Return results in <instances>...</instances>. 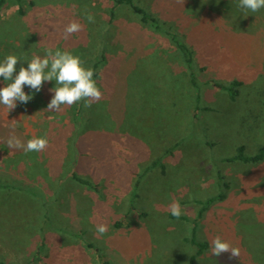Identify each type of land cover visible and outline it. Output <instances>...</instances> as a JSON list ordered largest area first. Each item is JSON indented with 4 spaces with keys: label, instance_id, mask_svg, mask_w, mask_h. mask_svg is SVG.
<instances>
[{
    "label": "rangeland",
    "instance_id": "rangeland-1",
    "mask_svg": "<svg viewBox=\"0 0 264 264\" xmlns=\"http://www.w3.org/2000/svg\"><path fill=\"white\" fill-rule=\"evenodd\" d=\"M136 1L161 21L158 28L129 7L110 15L111 0L26 1L25 14L7 2L0 10V62L17 56L14 75L48 48L79 56L85 67L106 53L97 81L103 96L84 107L79 132L71 129L72 106L47 109L55 80L39 92L25 86L32 99L10 112L0 105V260L7 264H98L95 249L77 235L92 242L105 264H190L194 220L197 240L209 244L197 264H264V160L222 159L240 144L247 153L264 147V8L252 13L239 0ZM73 21L82 30L65 39ZM165 32L189 47L200 82L240 80L237 99L201 82L195 103L181 53ZM7 83L0 77V88ZM75 133L77 152L68 146ZM13 135L25 144L46 137L48 147L10 149ZM155 157L165 171L142 175ZM73 160L100 191L72 177ZM219 173L230 183L225 197L205 202L199 216L204 200L219 192ZM130 200L148 214L144 219ZM174 200L189 219L167 215ZM119 220L125 223L117 227ZM98 224L107 225L105 234L96 232ZM216 237L238 247L239 258L212 255Z\"/></svg>",
    "mask_w": 264,
    "mask_h": 264
},
{
    "label": "clouds",
    "instance_id": "clouds-1",
    "mask_svg": "<svg viewBox=\"0 0 264 264\" xmlns=\"http://www.w3.org/2000/svg\"><path fill=\"white\" fill-rule=\"evenodd\" d=\"M239 7L252 13L264 8V0H239ZM89 22H94V16L87 15ZM82 25L76 21L69 23L65 29L64 38L82 30ZM19 58L15 55H8L3 62H0V77L8 81L5 87L0 88V105L5 106L9 112L17 107V102L27 104L31 99L24 87L39 92L45 81H56V87L50 91L54 96L48 104V110H59L62 105L71 106L77 102H84L85 107H91L92 103L99 101L103 92L93 79L95 70L84 66L79 56L69 51H53L47 49L45 57L34 56L27 64L21 66L18 74L16 66ZM10 149H23L27 152H41L47 149L48 140L46 137H34L27 143H23L16 136H10L7 140ZM171 215L177 219L182 215V209L178 201H173L169 207ZM107 225L98 224L96 232L103 235L107 232ZM230 252L232 257L239 258L240 249L232 247L230 242L216 237L212 241V255L219 256L222 253Z\"/></svg>",
    "mask_w": 264,
    "mask_h": 264
},
{
    "label": "trees",
    "instance_id": "trees-1",
    "mask_svg": "<svg viewBox=\"0 0 264 264\" xmlns=\"http://www.w3.org/2000/svg\"><path fill=\"white\" fill-rule=\"evenodd\" d=\"M26 1H28L30 4L34 3L33 0H0V10L4 6L5 3L13 2V3H16L18 5L19 13L25 14V11H26L25 10V8H26L25 2ZM111 1H112V6H111L110 15H112V16H114L115 10L118 7L125 6V7H129L131 10H133L139 16L140 20L145 24H151L152 26H155L157 28H158V26H160L162 24L161 21H159L157 18H155L154 16H152L150 14L151 11L149 9H146L145 6L141 5L136 0H111ZM165 33L169 36L170 39L173 40V42L176 44V47L178 48L179 52L181 53V57H182L183 62L185 63V66H186L185 72L188 73L187 76L189 77L190 84L195 89V95L192 97V100L195 103L199 102V99H200V91H201V86H202L201 82H203V85L206 83H209L212 85V87L218 88L219 90L227 91L229 94V97H231L232 100L237 99V97L240 94L239 87L242 85V82L240 80H233L229 83H222V82H218V81H214V80H211V81L205 80V81L200 82L199 79L197 78V71H196V67H195L196 62L193 58V53L191 52L189 47H187L185 44H183L180 35L175 34V33H169V32H165ZM105 65H106V53L103 50L102 53L100 54V58L97 61H95L92 66L87 67V68H92L95 70V75H94L93 79H95L96 81H99L98 79L102 75L103 67ZM173 73H174V77L178 80H181V82L183 83V86H184L182 76L180 74H176V72L174 71V68H173ZM177 75H180V76H177ZM71 106L73 109V111L70 113L71 118L73 119L71 129L75 127L76 132H79L78 131L79 129H77L76 124L77 123L82 124V122H80V121L82 120L84 122L87 119L86 116L83 114V110L85 107L84 102L83 101L77 102ZM196 110H198V105L195 107L193 114H190V118L192 121H194V123L199 122ZM205 131H206V129H205ZM205 131L203 130V132L205 133V136H206ZM72 137L74 139L72 138V140L68 141V146H69V149L72 146L74 148V151L77 152L78 149L75 146V141H76V137H77L76 133L73 134ZM205 143H207V144L209 143L208 145H210V146L214 145V142H211L208 138L205 139ZM178 144H179V141L173 142L172 147H175ZM245 150H246V145L240 144V146L237 148V152L234 155L226 156V157H223L222 159L224 161H229V162L240 160V161H243L245 163H257L261 160H264V147L263 146L259 147V149L254 153H247ZM73 163H74L73 164L74 169L72 170L73 172L71 173L72 177L77 182L85 185L89 189H93L96 192L100 191L99 184L97 182L91 180L90 178H88V176H85V175L79 173V170L76 168V165H75V160H73ZM156 167L161 168L163 172L165 171V163L162 161V157L155 158L151 163H148V165L143 169L142 175L148 173L151 170L150 168H156ZM219 176L221 178V180H220L221 183H219V186H220L219 192L216 195H212V196H210L204 200L201 209H199V211H198L199 216L202 215V212L206 208V206L204 205L205 202L208 205V204H212L213 202L217 201L218 199H223L225 197V191L227 190V186L230 183H229V181H227L225 179V176L223 174L219 173ZM34 194H36V193H34ZM36 195L39 196V193ZM135 201L136 200H130V209L138 211V214L140 216L146 215L147 213L145 211L137 209V207L135 206ZM169 215L171 217H174L171 215V213ZM180 218L189 219L188 217L186 218L185 216H180ZM124 221L125 220H119L115 223V225L117 227H119L123 223H125ZM76 238H79L81 241L83 240V242L86 244V246L88 248L95 249L96 254L98 256V259H99L98 264H105L106 263L102 259L103 255L101 254V252L97 248H95V246L92 244V242H89L85 239H81V237H78V235ZM189 240L197 246V250L190 257V264H197V262H196L197 255L202 254L204 252V250L209 246V244L207 242H202V241L197 240V238H196V221L195 220H194L193 225H192L191 236H190ZM39 247H42V246L39 245ZM0 264H7V263L3 260H0Z\"/></svg>",
    "mask_w": 264,
    "mask_h": 264
},
{
    "label": "crops",
    "instance_id": "crops-1",
    "mask_svg": "<svg viewBox=\"0 0 264 264\" xmlns=\"http://www.w3.org/2000/svg\"><path fill=\"white\" fill-rule=\"evenodd\" d=\"M155 158H156V157H155ZM14 162H15V160H13L12 163L14 164ZM9 171H10V170H9ZM11 172L14 173V170H13V171L11 170ZM11 185H12V182H11V181H8V182H7V185L4 186V187H5V190H6L7 192H9V193H10V190L8 191V189H9L8 187L11 186ZM18 188H19V187H18ZM99 188H100V186H99ZM101 188H102V187H101ZM19 189H20V188H19ZM201 207H202V206H201ZM201 207H200V209H201ZM169 214H170V213L168 212L167 215H169ZM147 215H148V214H146V215H141L140 217H141V219H144ZM165 215H166V214H165ZM169 216H170V215H169ZM6 245H8V243H6ZM9 247H10V246H9ZM10 248H11V247H10ZM5 262H6V261H5Z\"/></svg>",
    "mask_w": 264,
    "mask_h": 264
}]
</instances>
